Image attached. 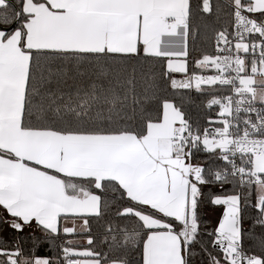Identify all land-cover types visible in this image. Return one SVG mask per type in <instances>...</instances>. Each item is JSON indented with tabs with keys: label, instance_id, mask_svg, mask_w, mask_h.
Listing matches in <instances>:
<instances>
[{
	"label": "snow or ice",
	"instance_id": "6c2138e0",
	"mask_svg": "<svg viewBox=\"0 0 264 264\" xmlns=\"http://www.w3.org/2000/svg\"><path fill=\"white\" fill-rule=\"evenodd\" d=\"M0 264H264V0H0Z\"/></svg>",
	"mask_w": 264,
	"mask_h": 264
},
{
	"label": "rangeland",
	"instance_id": "374dc122",
	"mask_svg": "<svg viewBox=\"0 0 264 264\" xmlns=\"http://www.w3.org/2000/svg\"><path fill=\"white\" fill-rule=\"evenodd\" d=\"M210 218L214 219V218H215V214H212V215L210 216Z\"/></svg>",
	"mask_w": 264,
	"mask_h": 264
}]
</instances>
